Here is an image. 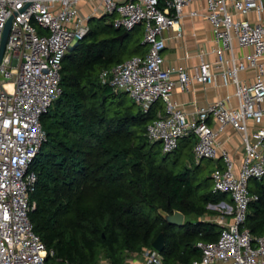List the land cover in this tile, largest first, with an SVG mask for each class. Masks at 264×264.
I'll use <instances>...</instances> for the list:
<instances>
[{"label": "built area", "instance_id": "obj_1", "mask_svg": "<svg viewBox=\"0 0 264 264\" xmlns=\"http://www.w3.org/2000/svg\"><path fill=\"white\" fill-rule=\"evenodd\" d=\"M82 1L93 2L90 12L80 11ZM194 1L0 0V43L13 17L0 61V264H47L55 254L30 219L37 181L30 165L47 140L41 117L62 93L63 59L88 34L90 20L103 15L115 16L113 25L125 31L145 24L144 43L149 47L143 55L103 69L101 82L115 93L126 92L144 112L163 101L164 109L147 126L150 141L161 142L167 154L177 149L181 138L195 134L196 162L215 160L213 191L230 196L208 205L216 213L201 220L217 223L219 237L198 241L201 258L188 264H264V234L255 236L245 225L250 203L259 198L250 192L249 183L264 178V0H205L216 59L211 62L201 54L190 75L184 68L166 67L162 53L166 31L183 36L180 19ZM236 43L250 51L237 54ZM242 72L251 80L242 79ZM193 82L233 86L234 91L190 115L173 93L177 83L186 91ZM227 127L241 135L240 163L220 138ZM142 253L146 264H166L154 247ZM97 264L111 262L101 257Z\"/></svg>", "mask_w": 264, "mask_h": 264}, {"label": "trees", "instance_id": "obj_2", "mask_svg": "<svg viewBox=\"0 0 264 264\" xmlns=\"http://www.w3.org/2000/svg\"><path fill=\"white\" fill-rule=\"evenodd\" d=\"M105 17L92 18L88 34L66 53L62 93L41 117L47 140L30 165L37 176L30 219L55 252L47 264H97L101 257L124 264L127 252L151 248L161 232L165 263H191L202 255L197 242L220 234L217 223L201 220L216 213L208 205L228 195L210 189L212 176L188 165L177 169L162 143L150 141L147 126L157 118L159 102L148 112L136 110L126 92L101 82V71L124 62L129 51L146 53L145 44L131 41L138 26L121 39L125 30ZM249 190L259 198L250 203L245 225L259 236L264 178L252 179ZM161 210L182 211L185 224L168 223Z\"/></svg>", "mask_w": 264, "mask_h": 264}, {"label": "crops", "instance_id": "obj_3", "mask_svg": "<svg viewBox=\"0 0 264 264\" xmlns=\"http://www.w3.org/2000/svg\"><path fill=\"white\" fill-rule=\"evenodd\" d=\"M192 10H197L199 15H190V11ZM180 23L184 31L182 37L175 36L174 32L171 30L166 31L168 39L162 53L164 65L176 69L184 68L192 75L195 72L196 65L200 62L201 54H203L204 58L208 61L212 62L216 59V55L212 51L215 44L213 27L206 18V1L195 0L190 5L186 6L185 16L183 19H180ZM235 47L237 54L250 51V48H241L237 43ZM173 76L175 79L177 78L176 73ZM240 77L242 79L251 80L250 74L246 72L240 73ZM233 91V86L224 87L221 85L219 87H214L210 84L202 85L197 82L191 83L188 90L182 91L177 83L173 93V99L177 101L187 113L193 115L198 107L216 101ZM232 102L233 104L237 103L236 97L232 98ZM220 138L224 141L225 147L232 154L233 158L240 163L243 156L241 135L233 128L227 127L220 135ZM214 163L216 162L214 161Z\"/></svg>", "mask_w": 264, "mask_h": 264}, {"label": "rangeland", "instance_id": "obj_4", "mask_svg": "<svg viewBox=\"0 0 264 264\" xmlns=\"http://www.w3.org/2000/svg\"><path fill=\"white\" fill-rule=\"evenodd\" d=\"M93 5V2H85L82 1L80 3V11L85 13V12H90V9ZM115 19V16L108 15L105 17V23H112V21ZM98 21H93V23H97ZM145 24H140L133 32L131 35V41L132 43L136 44L137 42H144V33H145ZM131 43V44H132ZM133 44V45H134ZM148 45H144V48L148 49ZM132 48V46H131ZM131 50V49H130ZM134 55L135 53L130 52L125 54V58H129L130 56ZM160 105V106H159ZM162 105V107H161ZM165 107V104L163 101H159L158 105L156 106V110L159 112L163 110ZM135 109H141L140 106L136 104ZM187 138L185 139H180L179 144L180 147L171 152L170 154V160L171 162H175L177 169H183L186 165L192 167V169H197L198 173L202 177H208L212 173V169L214 168V165L217 163H214L212 159H203L200 164H198L195 160L194 154L192 153L193 146L197 142V136L195 134H190L186 136ZM198 166V167H197ZM197 167V168H196ZM213 186H210V189ZM207 187L202 189V192L206 190ZM228 200H230V196L228 197ZM102 259H107L105 257H102ZM146 258L144 257L143 253H134V252H127L125 256V262L124 264H146Z\"/></svg>", "mask_w": 264, "mask_h": 264}, {"label": "water", "instance_id": "obj_5", "mask_svg": "<svg viewBox=\"0 0 264 264\" xmlns=\"http://www.w3.org/2000/svg\"><path fill=\"white\" fill-rule=\"evenodd\" d=\"M103 16H105V15H103ZM12 19H13V17L9 18V20L7 21L5 28L3 30L1 43H0V61H1V58H2L3 53L5 51V46H6L7 39H8L9 33H10V29H11ZM128 33H129V31H125L120 36V38L121 39L125 38L128 35ZM144 44L146 45V43H144ZM104 99H105V96H104ZM160 213L162 214L164 219L172 225L183 226L185 224V214L182 211L175 210L173 213H169V212L161 210ZM165 245H166L165 234H164V232H161L153 241L152 247H154L155 249L162 252L165 248Z\"/></svg>", "mask_w": 264, "mask_h": 264}]
</instances>
